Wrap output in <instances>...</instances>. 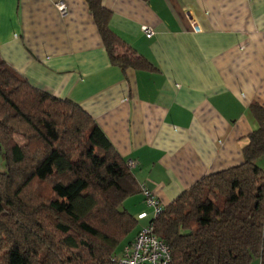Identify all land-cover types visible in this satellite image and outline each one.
Listing matches in <instances>:
<instances>
[{
  "label": "crops",
  "instance_id": "0c3cea01",
  "mask_svg": "<svg viewBox=\"0 0 264 264\" xmlns=\"http://www.w3.org/2000/svg\"><path fill=\"white\" fill-rule=\"evenodd\" d=\"M102 5L111 29L148 66L111 63L85 0H0V59L34 87L78 103L162 206L203 176L241 164L256 127L249 105H264V0ZM142 25L153 29L150 38ZM123 206L146 213L137 230L153 216L141 194Z\"/></svg>",
  "mask_w": 264,
  "mask_h": 264
},
{
  "label": "trees",
  "instance_id": "16d2710c",
  "mask_svg": "<svg viewBox=\"0 0 264 264\" xmlns=\"http://www.w3.org/2000/svg\"><path fill=\"white\" fill-rule=\"evenodd\" d=\"M85 1L111 63L148 66L102 0ZM249 111L256 127L241 164L203 176L156 215L149 207L170 264H264V105ZM0 155V264H114L140 229L123 203L141 184L96 121L1 59Z\"/></svg>",
  "mask_w": 264,
  "mask_h": 264
},
{
  "label": "built area",
  "instance_id": "2783aa9c",
  "mask_svg": "<svg viewBox=\"0 0 264 264\" xmlns=\"http://www.w3.org/2000/svg\"><path fill=\"white\" fill-rule=\"evenodd\" d=\"M61 13L64 12V6L58 5ZM141 30L147 38H150L154 32L148 25H142ZM129 168L135 167L134 161H127ZM140 193L144 198L145 204L150 207L153 214L160 211V204L155 195L144 185L140 186ZM146 216L145 212L138 215V218ZM171 255L169 246L161 238L157 237L153 231V226L149 223L142 226L132 242L125 245L120 255L115 257L114 264H170Z\"/></svg>",
  "mask_w": 264,
  "mask_h": 264
},
{
  "label": "rangeland",
  "instance_id": "374dc122",
  "mask_svg": "<svg viewBox=\"0 0 264 264\" xmlns=\"http://www.w3.org/2000/svg\"><path fill=\"white\" fill-rule=\"evenodd\" d=\"M152 212V211H151Z\"/></svg>",
  "mask_w": 264,
  "mask_h": 264
}]
</instances>
